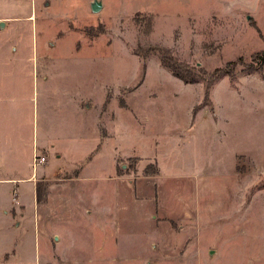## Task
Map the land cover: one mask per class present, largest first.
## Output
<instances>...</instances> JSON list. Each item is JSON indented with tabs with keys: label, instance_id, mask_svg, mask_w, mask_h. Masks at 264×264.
<instances>
[{
	"label": "rangeland",
	"instance_id": "rangeland-1",
	"mask_svg": "<svg viewBox=\"0 0 264 264\" xmlns=\"http://www.w3.org/2000/svg\"><path fill=\"white\" fill-rule=\"evenodd\" d=\"M94 1L0 0V264H264V0Z\"/></svg>",
	"mask_w": 264,
	"mask_h": 264
},
{
	"label": "trees",
	"instance_id": "trees-1",
	"mask_svg": "<svg viewBox=\"0 0 264 264\" xmlns=\"http://www.w3.org/2000/svg\"><path fill=\"white\" fill-rule=\"evenodd\" d=\"M161 52V59L165 67H167L174 76L176 75L179 77L183 82L191 83V82H197L200 80H205L204 77H201L199 75L193 74L191 70H183L182 67H180L179 63L176 61L175 58L172 57L170 52H168L165 48H159ZM169 60V62H168ZM242 64L246 67V72H253V71H259L264 68V48L263 50L257 51L254 54H252L251 60L249 62H244L242 57H239L237 60L228 61L226 64L227 67H231L235 64ZM223 73L229 74L230 70H227L226 68H219L217 69L213 74L212 77L207 82H211V80L215 79L217 76L222 75ZM216 76V77H215Z\"/></svg>",
	"mask_w": 264,
	"mask_h": 264
},
{
	"label": "crops",
	"instance_id": "crops-1",
	"mask_svg": "<svg viewBox=\"0 0 264 264\" xmlns=\"http://www.w3.org/2000/svg\"><path fill=\"white\" fill-rule=\"evenodd\" d=\"M42 147H44V148H46L47 150H48V163H47V165H49L48 166V168H49V170H50V174L51 175H53L55 172H57L58 170H61V169H64L63 168V166H60V164H55V159L56 158H60V157H63V155H62V152L59 150V149H56L55 148V146L53 145V144H51L50 142H47L45 145H43ZM101 148L99 147V149L97 150V151H99ZM59 154H58V153ZM85 154V153H84ZM93 159V158H92ZM79 160V158H74V163H75V161H78ZM92 160H90V162H91ZM72 167H75V168H73V169H71V170H76V168L78 169V167H77V165L76 164H74V165H72L70 168H72ZM47 168V169H48ZM46 169V168H45ZM44 169V170H45ZM78 178V177H77ZM46 179V178H45ZM48 179V178H47ZM46 179V180H47ZM6 180H11V179H6ZM6 180H4V181H6Z\"/></svg>",
	"mask_w": 264,
	"mask_h": 264
},
{
	"label": "water",
	"instance_id": "water-1",
	"mask_svg": "<svg viewBox=\"0 0 264 264\" xmlns=\"http://www.w3.org/2000/svg\"><path fill=\"white\" fill-rule=\"evenodd\" d=\"M101 3L98 1V0H95L93 3H92V5H91V7L93 8V10L95 11V10H99L101 7Z\"/></svg>",
	"mask_w": 264,
	"mask_h": 264
},
{
	"label": "built area",
	"instance_id": "built-area-1",
	"mask_svg": "<svg viewBox=\"0 0 264 264\" xmlns=\"http://www.w3.org/2000/svg\"><path fill=\"white\" fill-rule=\"evenodd\" d=\"M44 160H45V158L43 156L38 159V161H44ZM36 162H37V158L35 159V163Z\"/></svg>",
	"mask_w": 264,
	"mask_h": 264
}]
</instances>
